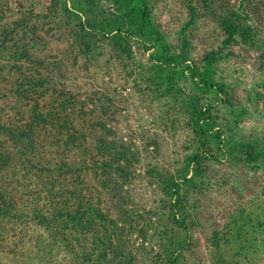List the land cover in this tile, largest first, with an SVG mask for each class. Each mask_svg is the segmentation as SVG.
Here are the masks:
<instances>
[{"label": "rangeland", "instance_id": "rangeland-1", "mask_svg": "<svg viewBox=\"0 0 264 264\" xmlns=\"http://www.w3.org/2000/svg\"><path fill=\"white\" fill-rule=\"evenodd\" d=\"M232 10L242 36L224 46ZM19 65L49 78L69 119L4 176L21 202L0 222V264H264V157L247 154H264V1L0 0L5 122ZM199 106L218 157L189 164ZM195 171L179 224L168 185Z\"/></svg>", "mask_w": 264, "mask_h": 264}, {"label": "trees", "instance_id": "trees-1", "mask_svg": "<svg viewBox=\"0 0 264 264\" xmlns=\"http://www.w3.org/2000/svg\"><path fill=\"white\" fill-rule=\"evenodd\" d=\"M258 2L259 0H251V2ZM264 1V0H262ZM189 8L194 15L196 10L190 5ZM238 14L236 11L232 10L231 14L221 22V30L223 32L222 43L224 46L232 45L237 42L240 34V20L237 18ZM24 52V51H23ZM22 55H29L28 52H24ZM31 60L33 55L31 56ZM36 64L40 63L39 60L34 61ZM22 66L12 67L9 72L14 73V78L10 81L9 90L10 95L12 96V103L14 105L13 113L7 115V122L3 121L0 118V222L5 221L6 219L14 218L16 216V211L20 206L21 200H17L16 194L14 193V183L7 182L4 179V176H7L10 169L15 170L12 165H15L17 162L33 163L34 155L32 150L33 148L40 145L39 139H41L44 133H51L54 129L59 127L62 123V120L65 122V118H68L66 114L65 105L69 102L67 98L61 97L60 94H52L53 90L52 83L49 82V78L43 76L40 72V69L37 68V76H21ZM5 67L0 69V73H3ZM193 71V77H197L200 74L198 73V67L190 68ZM44 70V67H42ZM3 71V72H2ZM205 87L213 88L215 85L213 83L205 82ZM52 88V89H51ZM4 89V88H3ZM49 100V101H48ZM9 101V100H8ZM15 101L18 102V109L22 105L26 107L31 106L30 114L24 112V110H17ZM31 104V105H30ZM46 107H51L45 109ZM27 108V109H28ZM51 110H58V113L48 112ZM2 112V110L0 109ZM69 119V118H68ZM72 122H67L66 124H71ZM215 119L213 112L210 107H195L193 110V126L197 137L200 139V145H203L202 153L195 154L189 164H201V161L205 160L204 154L208 151L210 159H216L214 153L209 149L210 142V133L214 131ZM75 127V126H74ZM77 129V128H76ZM65 131V130H64ZM62 131V132H64ZM72 130H69L67 133H70ZM217 137L220 138L219 130H216ZM75 133H81V131L75 130ZM72 134V133H70ZM86 136L83 135V138L79 139L80 147L86 148L84 142ZM81 148V149H82ZM101 149L104 148L101 146ZM206 152V153H204ZM204 153V154H203ZM248 158L250 161H255L256 159L264 157V154L261 152H256L253 147H250L248 152ZM209 159V160H210ZM19 162V163H20ZM47 167L48 164H40ZM109 166V164H105ZM190 166V165H189ZM188 166V168H189ZM121 168V167H120ZM109 169H113L110 167ZM188 171V170H187ZM109 172V171H106ZM110 173V172H109ZM13 174H15L13 172ZM198 173L195 171L194 175L191 177L184 176L182 182H176L175 178H171L170 185H168V193L176 202L173 203L171 211H176V221L179 224H184L185 220L181 219L183 217V205L180 201L182 198V188L183 185H190L196 178ZM21 177H18L20 179ZM18 185L15 184V186ZM20 208V207H19ZM180 219H179V218ZM184 218V217H183ZM47 220V218H44Z\"/></svg>", "mask_w": 264, "mask_h": 264}]
</instances>
